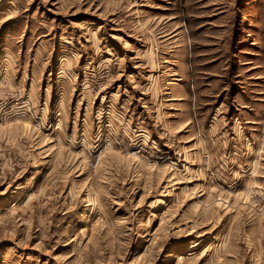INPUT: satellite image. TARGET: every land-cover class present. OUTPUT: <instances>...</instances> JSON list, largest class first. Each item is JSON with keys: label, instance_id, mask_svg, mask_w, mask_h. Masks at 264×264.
<instances>
[{"label": "rangeland", "instance_id": "374dc122", "mask_svg": "<svg viewBox=\"0 0 264 264\" xmlns=\"http://www.w3.org/2000/svg\"><path fill=\"white\" fill-rule=\"evenodd\" d=\"M0 264H264V0H0Z\"/></svg>", "mask_w": 264, "mask_h": 264}]
</instances>
